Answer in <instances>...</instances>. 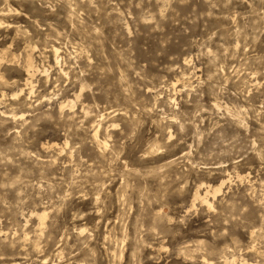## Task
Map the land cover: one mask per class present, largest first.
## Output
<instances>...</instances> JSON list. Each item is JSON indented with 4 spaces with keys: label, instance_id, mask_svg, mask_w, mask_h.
<instances>
[{
    "label": "rangeland",
    "instance_id": "374dc122",
    "mask_svg": "<svg viewBox=\"0 0 264 264\" xmlns=\"http://www.w3.org/2000/svg\"><path fill=\"white\" fill-rule=\"evenodd\" d=\"M9 9L0 264H264V0Z\"/></svg>",
    "mask_w": 264,
    "mask_h": 264
},
{
    "label": "bare ground",
    "instance_id": "6f19581e",
    "mask_svg": "<svg viewBox=\"0 0 264 264\" xmlns=\"http://www.w3.org/2000/svg\"><path fill=\"white\" fill-rule=\"evenodd\" d=\"M8 12H10V9L8 10V11H3V10H0V16H5V15H7L8 14ZM3 24L4 23H2V21L0 20V25H2L3 26ZM7 26H9V25H7ZM52 51H53V53H54V55H55V58H56V60H58V49H56V48H52ZM30 59H29V57H27V60H26V62H25V67H26V69H25V75H26V78L24 79V84H25V86H28V85H30L31 83H30V81H29V79L32 77V67H31V64H30V61H29ZM174 85V84H173ZM29 87V86H28ZM27 87V88H28ZM31 89V88H30ZM14 97L16 96L15 94L13 95ZM215 105V104H214ZM62 106V105H61ZM63 109V107H60V111ZM98 125V124H97ZM111 126H113V125H111ZM96 128H97V126H96ZM94 133H93V135H92V137H93V139L97 142V144H98V146H100V147H105L106 146V142H105V140L104 139H101L98 135H97V131H96V129H95V131H93ZM106 149V148H105ZM197 191V190H196ZM220 191V188L218 187V188H216V189H214L213 190V192H212V195H213V197L215 196V194L216 193H218ZM209 192L210 191H206V192H204V194L201 196V195H199L197 192L194 194V200H198L200 203H202V204H206L208 207H210L211 206V203H209L208 202V200H207V196H208V194H209ZM44 217H45V214H43V213H41L40 215H38V218H39V221L41 222L43 219H44ZM43 223V222H42ZM224 263L225 264H228L227 262H225L224 261ZM206 264H212L211 262H206Z\"/></svg>",
    "mask_w": 264,
    "mask_h": 264
}]
</instances>
